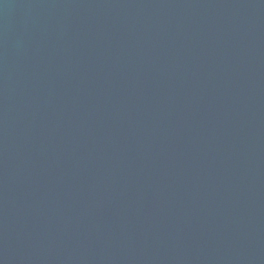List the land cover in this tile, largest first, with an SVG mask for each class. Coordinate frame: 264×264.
<instances>
[{"label": "water", "instance_id": "obj_1", "mask_svg": "<svg viewBox=\"0 0 264 264\" xmlns=\"http://www.w3.org/2000/svg\"><path fill=\"white\" fill-rule=\"evenodd\" d=\"M0 264H264V0H0Z\"/></svg>", "mask_w": 264, "mask_h": 264}]
</instances>
